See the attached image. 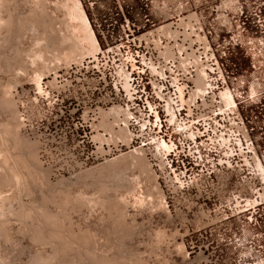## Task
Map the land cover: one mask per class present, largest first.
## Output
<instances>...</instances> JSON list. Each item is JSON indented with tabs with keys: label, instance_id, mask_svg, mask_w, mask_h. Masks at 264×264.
I'll use <instances>...</instances> for the list:
<instances>
[{
	"label": "built area",
	"instance_id": "built-area-1",
	"mask_svg": "<svg viewBox=\"0 0 264 264\" xmlns=\"http://www.w3.org/2000/svg\"><path fill=\"white\" fill-rule=\"evenodd\" d=\"M202 4L147 0L103 17L98 53L22 90L23 128L55 175L143 148L171 245L180 240L192 264H264V0L243 3L244 25L224 41L233 22L218 34ZM243 44L247 65L232 59ZM102 111L128 143L95 139H112L98 129Z\"/></svg>",
	"mask_w": 264,
	"mask_h": 264
},
{
	"label": "rangeland",
	"instance_id": "rangeland-1",
	"mask_svg": "<svg viewBox=\"0 0 264 264\" xmlns=\"http://www.w3.org/2000/svg\"><path fill=\"white\" fill-rule=\"evenodd\" d=\"M5 1L8 2L7 5L8 7H10L8 11H11L8 13L7 12L4 13V15L5 14L7 15L5 16V18H7L8 16H12L15 19V22H18L20 20L19 21L20 23L18 22L14 26L18 28H14L15 30L14 29L12 30L13 34L12 32H10L11 33L10 35L8 34L10 38L6 37L5 40L6 43H4L6 44L5 46L6 48L4 47V44H2L1 47L3 48L1 49L2 52L0 53V55H3L0 56L1 59L0 65L2 68V70L0 68V126H1L0 130L1 131L5 130L7 125L4 124H8L14 118L17 121V123H14L15 125H12L11 126L12 128L10 127L11 129L8 130V132L10 131L11 133L9 132L8 134L7 133L5 134L7 139L3 143L6 144L8 142L7 143L8 146L7 144L5 146L2 145V141L0 139V148L2 146V150L0 149L2 152L0 154L4 152L3 156L2 157L0 156L1 157L0 173H2V171H5L6 165L9 164L8 166L10 167L12 166V168L13 167L16 168L14 169L16 173L17 172L18 174L22 173L19 176L22 177L21 178L18 177L17 181L20 179L22 180L21 182L19 181V185H17L15 179L11 180L13 181V183L11 181L10 183L9 181H7L8 182L7 183L6 180H2L5 183H2L0 185L1 186L0 195L2 193V196L0 197L1 198L0 202L3 196L6 197L10 196L9 197L10 199L7 201L8 203L6 202L7 205H4L2 207L0 206L1 208H3L2 210L0 208L1 210L0 213L2 212L3 214V217L1 216L2 214L0 215L1 217L0 218V237H1L0 255L2 254L0 263L1 264L2 263L3 264H36V263L37 264H48V263L49 264H123V263L124 264H192L191 263L192 260L189 259L187 255L186 257L185 255H183L186 253L182 251V246L184 245L181 244V241L175 239L172 245L169 241V233L166 227V208L164 203V194H163V202L161 203H160L161 200H159L158 195L156 193L150 194V191H152L156 185L159 186V188L163 192L162 181L158 180L157 178L158 175L156 174V171L152 166H151L152 171L154 172H153V177H151V179L147 174H143L144 172L141 173L142 171L136 164L135 165L131 164L130 166H128L127 161L129 157L123 158L124 156L123 154L126 155L131 150L126 151V149H122V151L119 152V154L112 156L111 158H107V160L105 161H96L90 163L87 166L78 168L76 171L72 172L71 174L65 173L61 175H55L52 169L42 164L39 155L38 141L29 137L25 133L23 128L22 117L20 113L21 111L20 108L22 103L21 93L23 89H27L30 87L39 90L41 89V86L39 88L34 81V75L36 73H43L42 71H44L46 75V76L44 75L42 79L44 80L46 77H49L52 73L56 72L58 69L62 68L63 66H66V64L63 63L64 61H62V64L56 62V56L58 54L57 50L63 48L62 44L59 43L60 48H56L58 46V42H57L56 43L57 45L55 47L52 48L50 47L52 51L49 48L48 50H46V47L44 48L45 42L41 41L43 40L41 33L44 31L45 28H46L45 30H47L50 26V29L53 28L52 31L53 32L55 31L53 33V36L55 35L54 36L55 38L58 39L59 37L60 39L59 30L63 28L62 25L64 24V20H65L64 4L65 3L67 4L68 0H34V1L5 0ZM81 1L84 5L87 16L91 22L94 33L96 36H98V29H99L98 24L99 23L105 24L103 16H105L108 13V8L111 0H81ZM190 1L191 4L193 5L196 0H190ZM201 1L203 3L202 8L204 9V14L207 17L208 22L211 21L210 15L212 13V8L216 4L215 2L218 1V6L220 9L218 24L220 25V27L223 24H226L225 22L227 21L225 20L226 17L233 22V27H234L235 19H233V16L237 12H240L241 14L240 9L243 6V3L246 2V0H232L233 7L230 6L231 7L230 8L229 6L228 7L226 6V3H228L229 0H201ZM120 2L125 7L129 4L137 3V0H120ZM93 3L96 4L93 5ZM41 5L43 6L45 5V6L43 7ZM245 14L242 16V22H241L242 26L244 25L243 21L245 18ZM21 17L23 18V23ZM27 19H29L30 21ZM32 20L34 21L36 20L37 22L39 21V23L37 24V28L40 29L38 30L37 33L39 34L38 36L40 37V39L37 36V33H34L36 31L30 32L28 28L30 27V23L33 22ZM253 20L254 18L250 19V21ZM40 23L46 25L44 26ZM50 29H48L47 31L52 32L50 31ZM17 38L19 40H17ZM38 39L40 41H37ZM40 49L41 52L44 54L43 59L41 58L42 61L43 60L45 61L46 59V61L49 62V64L46 63V61L45 62L43 61L44 63H46L44 64L42 63L41 60L38 62L40 58L36 59L37 55L40 53ZM36 52H38V54ZM17 54L19 57L17 56ZM50 57L52 59H50ZM33 60L36 61L35 62L36 64L34 62H31ZM55 62L56 64L58 63L59 68L52 70L50 73L45 72L46 71L45 68L41 67L47 64L48 66L51 67ZM12 103L13 106L11 105ZM14 103L16 105H14ZM13 107L15 108L13 109ZM12 112H14V117ZM16 125L18 126L16 127ZM1 128L4 129L2 130ZM24 139L26 141H24ZM26 143L29 146H27ZM109 143L110 142H108V144ZM24 145L27 147H25ZM4 147L6 150H4ZM6 151L10 153L8 154ZM111 151H112L111 149L105 150V153H110ZM147 152L145 151V155H147L146 154ZM28 154L30 155V157ZM121 155L123 156L121 157ZM3 158L8 161L4 160ZM115 158H117L118 161ZM121 158H123L124 160ZM119 159L121 160L119 161ZM108 162H111L113 164L115 163L114 164L115 166L109 164ZM121 162L122 163L125 162V163L122 164ZM26 165H28L27 167H31L32 169L29 168L28 170ZM2 166L5 168V170ZM136 166L139 169H137ZM40 171L42 173H40ZM40 175L42 176L40 177ZM2 178H4V176H2ZM92 200L94 201V203ZM83 203L85 206L83 205ZM11 205L13 206L11 207ZM29 209L32 210L30 211ZM31 219L33 220L30 221ZM38 225L40 226V228ZM42 225H44V227ZM4 227L6 228V230ZM25 228L27 229L25 230ZM160 231L162 235L160 233V237H159ZM60 233L63 234L64 236L61 235ZM52 235H54V237H51ZM58 246H60V249ZM56 250L57 252H55ZM49 251L50 253H48ZM11 254L14 256H12ZM105 257H107L108 260ZM41 258H43L44 261H41L42 260ZM49 259H51V262L52 261L53 262L51 263Z\"/></svg>",
	"mask_w": 264,
	"mask_h": 264
},
{
	"label": "bare ground",
	"instance_id": "bare-ground-1",
	"mask_svg": "<svg viewBox=\"0 0 264 264\" xmlns=\"http://www.w3.org/2000/svg\"><path fill=\"white\" fill-rule=\"evenodd\" d=\"M10 1V0H9ZM17 1V0H16ZM34 1V0H33ZM13 2V1H12ZM37 2H39V1H37ZM233 1L232 0H229L228 1V3H226V6L228 7H230V6H232L233 7V3H232ZM7 1H5V0H0V53L2 52V48L3 47H1L2 46V44H4V43H6L5 42V40H6V37H8V38H10L9 36H8V34L10 35L11 33L10 32H12V30L14 29V28H18V27H14L15 25H16V23H18V22H15V19L12 17V16H8L7 18H5V16H7L6 14L4 15V13H8V12H11V11H8L9 10V8L10 7H8V5H7ZM63 3H64V1H63ZM58 5V4H57ZM10 6V5H9ZM41 6H43V5H41ZM45 6V5H44ZM43 6V7H44ZM59 8V7H58ZM64 10H65V13H64V18H65V20H64V24L62 25L63 26V28L61 29V30H59V36H60V39H59V37H58V39L57 38H55L54 36H53V33L55 32H53L52 31V29H50V26H49V28L48 29H50V31H52V32H49V31H47V30H45L44 29V31L41 33L42 34V37H43V40H41V41H44L43 43L45 44V46H44V48L46 47V50H48V48L50 49V47L52 48V47H55L57 44V42H58V46H59V43L60 44H62V49H58L57 50V52H58V54H57V56H56V62H58L59 64H62V61H64L63 63L64 64H66V66H67V64H71L72 62L73 63H80V62H82L86 57H88V56H94L96 53H98V51L100 50V46H99V43H98V39H97V36L95 35V33H94V30H93V28H92V25H91V22H90V20H89V18H88V16H87V13H86V10H85V8H84V5H83V3H82V1L81 0H68L67 1V4L65 3L64 4ZM231 8V7H230ZM17 9V8H16ZM61 10V9H60ZM63 10V11H64ZM17 11V10H16ZM13 14V13H12ZM18 14V13H17ZM4 15V16H3ZM20 16V15H19ZM36 16H38V15H36ZM30 17V16H29ZM63 17V16H62ZM22 18V17H21ZM225 18V17H224ZM17 19V18H16ZM27 20H29V19H27ZM62 20V19H61ZM225 20H227V18H225ZM30 21V20H29ZM33 22L32 23H30V27H28L29 28V30H30V32H34V31H36V32H34V33H37L38 32V30L40 29H38L37 28V24L39 23V21L37 22L36 20L34 21V20H32ZM52 21V20H51ZM61 22H63V21H61ZM20 23V22H19ZM22 23H23V18H22ZM21 23V24H22ZM25 23V22H24ZM48 23V22H47ZM40 24H42V23H40ZM51 24V23H50ZM59 24V23H58ZM17 25H19V24H17ZM42 25H44V24H42ZM46 25V24H45ZM44 25V26H45ZM48 25V24H47ZM23 26H24V24H23ZM39 26V25H38ZM21 27V26H20ZM20 27H19V29H20ZM41 27V26H40ZM46 27H48V26H46ZM27 28V29H28ZM60 28V27H59ZM15 30V29H14ZM18 30V29H17ZM19 31V30H18ZM28 31V30H27ZM16 32V31H15ZM20 32H22V31H20ZM25 32V31H24ZM29 32V31H28ZM12 34H13V32H12ZM18 34H19V32H18ZM17 34V35H18ZM23 34V33H22ZM25 35V34H24ZM31 35H32V33H31ZM39 34L37 33V36H38ZM19 36H20V34H19ZM23 36V35H22ZM21 36V37H22ZM13 37V36H12ZM18 37V36H17ZM33 37V36H32ZM39 37V36H38ZM41 37V38H42ZM19 38V37H18ZM17 38V40H19ZM25 38V37H24ZM21 39V38H20ZM39 39H40V37H39ZM37 40V41H40V40ZM9 41V40H8ZM36 41V40H35ZM10 42V41H9ZM41 43V42H40ZM10 44V43H9ZM39 44V43H38ZM37 45V44H36ZM41 45V44H40ZM6 46V44H4V47ZM56 47V48H60V46L59 47ZM6 48V47H5ZM39 48V47H38ZM32 49V48H31ZM45 50V49H44ZM51 51H52V49H50ZM56 50V49H55ZM36 51V50H35ZM43 51V50H42ZM17 52V51H16ZM18 52H19V50H18ZM45 52V51H44ZM37 54H38V52H36ZM43 53L41 52V49H40V53L37 55V57H36V59L37 58H40L39 60H38V62L41 60L42 61V59H43V56H44V54L42 55ZM54 54V53H53ZM34 55H36V54H34ZM48 55V54H47ZM0 56H3V55H0ZM15 56V55H14ZM13 56V57H14ZM17 56H18V54H17ZM49 56V55H48ZM47 56V57H48ZM19 57V56H18ZM17 57V58H18ZM34 57V56H33ZM32 57V58H33ZM16 58V57H15ZM42 58V59H41ZM54 58V57H53ZM19 59V58H18ZM45 59V58H44ZM50 59H52L51 57H50ZM49 59V60H50ZM1 60V59H0ZM27 60H28V58H27ZM44 61V60H43ZM42 61V63H44L45 61H46V59H45V61L43 62ZM55 61V60H54ZM31 62H36V61H31ZM56 62L55 63H53V67L51 66H48V64H49V62H47L46 61V63H48L47 65H44V66H41V67H43V68H45V72H51L52 70H55L56 68L58 69L59 68V65H58V63L56 64ZM1 63V62H0ZM7 63V62H6ZM30 63V62H29ZM46 63H44V64H46ZM36 64V63H35ZM4 65V64H3ZM6 65H8V64H6ZM33 65V64H32ZM61 66V65H60ZM0 68H1V65H0ZM1 70H2V68H1ZM35 72V71H34ZM43 73H36L35 75H34V81H35V83H36V85L40 88V86H41V81H43L42 79H43V77H44V75H45V73H44V71H42ZM46 76V75H45ZM9 87V86H8ZM5 94V93H4ZM11 97V96H10ZM3 102V101H2ZM8 102V101H7ZM7 105H8V103H7ZM12 106H13V103L11 104ZM14 105H16L15 103H14ZM16 107V106H15ZM15 107H13V109L15 108ZM10 108V107H9ZM11 111V110H10ZM13 111V110H12ZM15 111V110H14ZM16 112H17V110H16ZM113 113H114V111H102V113H101V122L99 123V125H98V129H103L105 132H107V133H109L110 135H111V137H112V139H109V140H105V138L99 133V132H97V134L95 135V139L96 140H98L100 143H104V142H110V143H112V142H114V143H117V140H120V141H122V142H124V143H128L129 142V136H128V134H127V132L124 130V128L121 126V124L120 123H118L116 120H114V121H110L109 119H110V117L113 115ZM12 114H13V117H14V112H12ZM17 114V113H16ZM11 116V115H10ZM9 117V116H8ZM16 117V116H15ZM18 117V116H17ZM11 120V119H10ZM18 120V119H17ZM7 121V120H6ZM14 121V122H13ZM9 122V121H8ZM14 123H17V121H16V119L14 118L12 121H10L8 124H4V125H7L6 126V128H5V130H3L2 128V130L3 131H1L0 130V139H1V141H2V145H6V144H4L3 142H5L6 141V133L8 134L9 132H8V130L9 129H11L12 127V125H15ZM20 124V123H19ZM18 125H16V127H17ZM119 126V130H117L116 128ZM1 127V126H0ZM2 127H4V126H2ZM11 127V128H10ZM13 127H15V126H13ZM16 131V130H15ZM18 132H19V130H18ZM17 132V133H18ZM11 133V132H10ZM17 133H15V134H17ZM10 135V134H9ZM13 135V134H12ZM8 136V135H7ZM16 138V137H15ZM115 138V139H114ZM19 139V138H18ZM17 140V139H16ZM24 141H26L25 139H24ZM12 142V141H11ZM19 142V141H18ZM13 143V142H12ZM31 143V142H30ZM109 143V144H110ZM23 144H24V142H23ZM29 144V143H28ZM26 145H27V143H26ZM31 145V144H30ZM7 146H8V144H7ZM12 146H13V144H12ZM25 146V145H24ZM27 146H29V145H27ZM27 146H25V147H27ZM163 148L164 149H168V146H167V144L166 143H163ZM15 147H16V145H15ZM7 148V147H6ZM20 148V147H19ZM21 148H23V147H21ZM1 150H2V146H1V148H0ZM0 150V153L2 152ZM4 150H6L5 149V147H4ZM3 150V151H4ZM8 150V149H7ZM10 150V149H9ZM17 150V149H16ZM21 150V149H20ZM31 151V150H30ZM130 151V150H129ZM7 152V151H6ZM35 152H36V150H35ZM8 153V152H7ZM10 153V152H9ZM8 153V154H9ZM28 153H29V151H28ZM3 154H4V152L2 153V154H0V156L2 157L3 156ZM16 155V154H15ZM19 155V154H18ZM29 155V154H28ZM32 155V154H31ZM124 155V156H123ZM123 155H121V157L123 156V158H128V161H127V164H128V166H130L131 164H133V165H137L139 168H140V170L142 171L141 173H143V174H147L148 176H149V178L151 179V177H153V172L154 171H152V165H150L149 163L150 162H148L149 160H148V158H146L147 157V155H145V150L143 149V148H139V149H132L128 154H123ZM6 156V155H5ZM33 156V155H32ZM1 157H0V159H1ZM7 157V156H6ZM9 157H10V155H9ZM13 157H16V156H13ZM27 157V156H26ZM29 157H30V155H29ZM19 158V157H18ZM21 158V157H20ZM32 158V157H31ZM118 158V157H117ZM117 158H115L117 161H118V159ZM123 158H121V159H123ZM4 159V158H3ZM11 159V158H10ZM9 159V160H10ZM14 159V158H13ZM121 159H119V161L121 160ZM4 160H6V159H4ZM4 160H3V162H4ZM19 160V159H18ZM22 160V159H21ZM36 160V159H35ZM124 160V159H123ZM2 161V160H1ZM6 161H8V160H6ZM12 161V160H11ZM32 161V160H31ZM37 161V160H36ZM113 161V160H112ZM115 161V160H114ZM116 161V162H117ZM125 161H126V159H125ZM38 162V161H37ZM2 163V162H1ZM8 163V162H7ZM13 163H14V161H13ZM109 164H112V165H114L113 163H111V162H108ZM122 163V162H121ZM125 163V162H124ZM124 163H122V164H124ZM4 164H5V162H4ZM3 164V165H4ZM12 164V163H11ZM24 164H26V163H24ZM34 164V163H33ZM118 164V163H117ZM127 164H125V165H127ZM9 165V164H8ZM8 165H6V170H5V168H4V170L5 171H2V173H0V185L2 184V183H5L4 181H2V180H6V182L7 181H9V183H10V181L11 180H13V179H15L16 180V182H17V185H19V181L21 182V180L22 179H20V180H18L17 181V179H18V177L22 174H18V172L16 173L15 172V170L14 169H16V168H12V166L10 167V166H8ZM16 165V164H15ZM20 165V164H19ZM30 165H31V163H30ZM106 165V164H105ZM119 165V164H118ZM117 165V166H118ZM121 165V164H120ZM28 165H26V167H27ZM42 166V165H41ZM109 166V165H108ZM115 166V165H114ZM137 166H136V168H137ZM19 167V166H18ZM120 167V166H119ZM133 167H135V166H133ZM132 167V168H133ZM28 168V170H29V168H31V167H27ZM26 168V169H27ZM114 168V167H113ZM139 168H137V169H139ZM1 169V168H0ZM22 169V168H21ZM32 169V168H31ZM122 169V168H121ZM125 169V168H124ZM128 169V168H127ZM126 169V170H127ZM38 170H40V169H38ZM113 170V169H112ZM125 170V171H126ZM139 170V171H140ZM23 171H25V170H23ZM34 171V170H33ZM41 171H42V169H41ZM40 171V173H42ZM35 172V171H34ZM44 172V171H43ZM47 172V171H46ZM119 172H120V170H119ZM29 173V172H28ZM39 173V172H38ZM124 173V172H123ZM140 173V172H139ZM27 174V173H26ZM2 176H4V178H2ZM26 176V175H25ZM24 176V177H25ZM42 175H40V177H41ZM22 177V176H21ZM21 177H19V178H21ZM28 177H29V175H28ZM31 177V176H30ZM45 177V176H44ZM155 177V176H154ZM43 179V178H42ZM46 179V178H45ZM149 180V179H148ZM156 180V179H155ZM2 181V182H1ZM12 183H13V181H11ZM8 183V182H7ZM24 183V182H23ZM12 185V184H11ZM21 185V184H20ZM131 186V185H130ZM1 187V186H0ZM19 187V186H18ZM25 187V186H24ZM15 188V187H14ZM136 188V187H135ZM10 189V188H9ZM13 189V188H12ZM133 189V188H132ZM153 189V188H152ZM7 190V189H6ZM17 190V189H16ZM19 190V189H18ZM135 190V189H134ZM0 191H1V189H0ZM14 191V190H13ZM20 191V190H19ZM150 191V190H149ZM132 192V191H131ZM10 193V192H9ZM12 193V192H11ZM154 193H156L157 195H158V198H159V200H161L160 201V203L161 202H163V192L161 191V189L159 188V186H155L154 187V189L152 190V191H150V194H154ZM5 194V193H4ZM3 194V195H4ZM6 195V194H5ZM2 196V193H1V195H0V197ZM8 196V195H7ZM149 196V195H148ZM152 196V195H151ZM10 197V196H9ZM9 197H6V196H3L2 197V200H1V202H0V206L2 207V206H4V205H7V201L10 199ZM82 197V196H81ZM123 197V196H122ZM144 197V196H143ZM150 197V196H149ZM154 197H155V195H154ZM147 198V197H146ZM152 198V197H151ZM1 199V198H0ZM154 199V198H153ZM155 199H157V198H155ZM101 200V199H100ZM11 201H12V198H11ZM15 201H16V199H15ZM93 201V200H92ZM91 201V202H92ZM107 201V200H106ZM108 201H110V200H108ZM117 201V200H116ZM123 201V200H122ZM144 201V200H143ZM7 202V203H6ZM14 202V201H13ZM12 202V203H13ZM89 202V201H88ZM99 202V201H98ZM105 202V201H104ZM158 202V201H157ZM78 203V202H77ZM82 203V202H81ZM93 203H94V201H93ZM122 203H124V202H122ZM116 204V203H115ZM114 204V205H115ZM120 204H121V202H120ZM163 204V203H162ZM83 205H84V203H83ZM108 205V204H107ZM119 205V204H118ZM117 205V206H118ZM13 205H11V207H12ZM85 206V205H84ZM125 206H127V205H125ZM0 207V208H1ZM8 207V206H7ZM116 207V206H115ZM119 207V206H118ZM117 207V208H118ZM122 207V206H121ZM10 208V207H9ZM23 208V207H22ZM3 208H1V210H2ZM8 209V208H7ZM18 209V208H17ZM121 209V208H120ZM124 209V208H123ZM122 209V210H123ZM0 210V211H1ZM10 210V209H9ZM30 210V209H29ZM32 210V209H31ZM30 210V211H31ZM125 210H126V208H125ZM11 211V210H10ZM110 211V210H109ZM8 212V211H7ZM22 212V211H21ZM3 213H5V212H3ZM32 213V212H31ZM40 213V212H39ZM123 213V212H122ZM121 213V214H122ZM2 214V212L0 213V215ZM9 214V213H8ZM25 214V213H24ZM11 215V214H10ZM28 215V214H27ZM119 215V214H118ZM123 215V214H122ZM121 215V216H122ZM2 217H3V214L1 215ZM26 217V216H25ZM31 217V216H30ZM45 217V216H44ZM58 217V216H57ZM117 217V216H116ZM1 218V217H0ZM8 218V217H7ZM38 218V217H37ZM59 218V217H58ZM4 219V218H3ZM2 219V220H3ZM22 219V218H21ZM28 219V218H27ZM125 219V218H124ZM33 219H31L30 221H32ZM5 221V220H4ZM27 221V220H26ZM25 221V222H26ZM51 221V220H50ZM9 222V221H8ZM64 222V221H63ZM115 222V221H114ZM41 223V222H40ZM42 224V223H41ZM54 224V223H53ZM63 224H65V223H63ZM22 225V224H21ZM2 226V225H1ZM39 226V225H38ZM37 226V227H38ZM43 227H44V225H42ZM65 226V225H64ZM27 227V226H26ZM5 228V227H4ZM23 228V227H22ZM21 228V229H22ZM39 228H40V226H39ZM38 228V229H39ZM55 228V227H54ZM64 228V227H63ZM67 228H69V227H67ZM11 229V228H10ZM27 228H25V230H26ZM5 230H6V228H5ZM52 230V229H51ZM88 230V229H87ZM2 231H4V230H2ZM14 231V230H13ZM7 232V231H6ZM15 232V231H14ZM44 232H46V231H44ZM20 233H22V232H20ZM19 233V234H20ZM35 233V232H34ZM160 233H161V231L159 232V237H160ZM8 234V233H7ZM61 234V233H60ZM67 234V233H66ZM163 234H164V232H163ZM29 235V234H28ZM37 235V234H36ZM61 235H63V234H61ZM74 235V234H73ZM88 235V234H87ZM157 235V234H156ZM161 235H162V233H161ZM64 236V235H63ZM6 237V236H5ZM51 237H54V235H52ZM90 237V236H89ZM88 237V238H89ZM1 238V237H0ZM9 238V237H8ZM38 239V238H37ZM67 239V238H66ZM4 240V239H3ZM63 240V239H62ZM21 241V240H20ZM29 241V240H28ZM40 241V240H39ZM69 241V240H68ZM67 241V242H68ZM18 242V241H17ZM72 243V242H71ZM37 244V243H36ZM41 244V243H40ZM51 244V243H50ZM74 244V243H73ZM15 245V244H14ZM56 245V244H55ZM79 245V244H78ZM76 246V245H75ZM59 247V249H60V246H58ZM77 247V246H76ZM179 247H181V246H179ZM43 248V247H42ZM47 248V247H46ZM69 248V247H68ZM78 248V247H77ZM51 249V248H50ZM100 249V248H99ZM71 250V249H70ZM85 250V249H84ZM95 250H96V248H95ZM98 250V249H97ZM181 250V249H180ZM18 251V250H17ZM37 251V250H36ZM42 251V250H41ZM86 251V250H85ZM89 251V250H88ZM93 251V250H92ZM182 251L184 252V253H186L185 252V248H184V246H182ZM39 252V251H38ZM55 252H57V250L55 251ZM100 252V251H99ZM102 252H103V250H102ZM105 252V251H104ZM182 252V253H183ZM41 253V252H40ZM48 253H50V251L48 252ZM103 254V253H102ZM105 254V253H104ZM2 255V254H1ZM0 255V259H1V256ZM12 255V254H11ZM35 255V254H34ZM41 255V254H40ZM52 255V254H51ZM183 255H185V257H186V254H183ZM12 256H14V255H12ZM11 256V257H12ZM43 256V255H42ZM106 256H107V254H106ZM7 257H8V255H7ZM48 257V256H47ZM60 257V256H59ZM72 257V256H71ZM40 258V257H39ZM77 258V257H76ZM106 259H107V257H105ZM117 258V257H116ZM121 258V257H120ZM42 260L41 261H44V259L43 258H41ZM48 259V258H47ZM99 259V258H98ZM126 259V258H125ZM50 260V262H51V259H49ZM78 260V259H77ZM108 260V259H107ZM122 260H123V257H122ZM7 261V260H6ZM36 261V260H35ZM46 261V260H45ZM57 261V260H56ZM55 261V262H56ZM74 261V260H73ZM1 262V261H0ZM37 262V261H36ZM53 262V261H52ZM51 262V263H52ZM58 262V261H57ZM67 262V261H66ZM76 262V261H75ZM80 262V261H79ZM40 263V262H39ZM42 263V262H41ZM63 263V262H62ZM119 263V262H118ZM127 263V262H126ZM129 263V262H128ZM1 264V263H0ZM3 264V263H2ZM37 264V263H36ZM49 264V263H48ZM124 264V263H123Z\"/></svg>",
	"mask_w": 264,
	"mask_h": 264
},
{
	"label": "flooded vegetation",
	"instance_id": "flooded-vegetation-1",
	"mask_svg": "<svg viewBox=\"0 0 264 264\" xmlns=\"http://www.w3.org/2000/svg\"><path fill=\"white\" fill-rule=\"evenodd\" d=\"M146 1L147 0H137V3L129 4L127 6H123L120 2V0H111L108 8V13L103 16V17H108V18H114V17H119V14H122L123 12L126 13L128 11L132 10H140V9H146ZM215 6L212 8V13L210 15V20H211V26L215 32L218 33V20H219V6H218V1L215 2ZM96 3H93L95 5ZM92 15V14H90ZM242 16L243 13L240 14V12L235 13L233 16V19H235V26L233 27L232 31L229 32H224L223 35H220V39L224 41V38H227L229 40H232L231 38L233 35L236 34L237 31L241 30L242 28ZM219 34V33H218ZM224 47H227V44H224ZM239 53L237 55H233L232 59L234 61H237L239 64H250V56L249 54H246L247 47L243 44L239 47ZM248 55V56H247ZM264 104V102H263ZM257 110V107L255 105L250 107V111ZM260 150H258L259 154H262L264 156V138L260 142ZM264 207V200H262L261 203ZM249 213L245 214L244 216H248Z\"/></svg>",
	"mask_w": 264,
	"mask_h": 264
}]
</instances>
